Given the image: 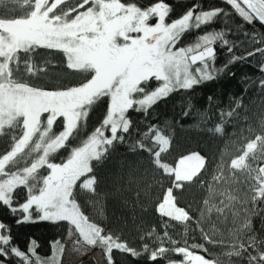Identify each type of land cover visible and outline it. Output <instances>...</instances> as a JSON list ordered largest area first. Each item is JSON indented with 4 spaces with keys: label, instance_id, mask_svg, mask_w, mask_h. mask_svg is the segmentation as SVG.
Here are the masks:
<instances>
[{
    "label": "snow or ice",
    "instance_id": "obj_1",
    "mask_svg": "<svg viewBox=\"0 0 264 264\" xmlns=\"http://www.w3.org/2000/svg\"><path fill=\"white\" fill-rule=\"evenodd\" d=\"M3 2L0 0V4ZM223 3L230 6L231 12L223 7L203 9L201 4L193 3L169 23L166 20L172 8L165 0H150L144 7L122 0H77L71 6L66 0H9V7L15 9L19 5L23 15H0V137L10 136L9 149L0 154V207L16 217L17 225L67 222L69 234L74 229L87 245L99 244L104 249L108 264H114L113 250L136 259L146 255L150 264L158 260H165L166 264H195L189 247H177L178 242L167 231L163 236L156 235L154 229L141 235L142 241L147 239L151 243H143L139 250L118 236L104 234V229L90 222L81 211L74 190L80 182V189L95 192L96 177L89 175L94 172L92 162H102L114 142L124 141L122 133H129L131 127L127 115L130 110L147 112L173 91L190 90L215 79L232 63L257 54L264 56V47H256L244 56L231 55L224 66L215 68L214 45L219 43L233 52L235 45L227 39L230 30L209 31L195 43L177 47L185 33L213 24L217 18L227 22L232 13L249 25H264V0ZM153 19L154 24L150 23ZM251 40L264 45V34L253 33ZM39 49L62 53L66 69L90 78L77 86L57 90L19 81L16 76L21 72V54L23 73L27 76L46 72L47 62L38 68L32 61ZM259 70L264 73V63ZM152 81L157 86L150 90ZM259 86L264 89V79H260ZM104 98H108L105 117L80 145L72 146L71 141L85 127L90 112ZM221 115L223 123V118L231 117L233 111ZM57 127L59 131L54 130ZM221 131V127L215 129L217 133ZM149 138L151 147L143 142L137 146L149 153L159 146L154 152L155 163L174 177L173 187L167 189L157 208L158 214L164 216L160 208L174 188L183 186L181 168L187 170L200 157L189 155L181 158L175 168L169 167L160 162L161 154L168 150L169 138L154 125L143 133L144 140ZM61 150L68 151L67 158L53 162L51 158ZM41 169H46L47 174H42ZM259 170L264 172V168ZM20 189L26 193L23 203L16 202ZM262 197L264 190L257 199ZM49 243L59 245L60 241ZM37 247V241L30 238L27 250H22L11 227L0 221V264H14V260L15 264H49L36 253ZM196 247L208 251L203 245H191ZM249 250L253 254L247 256L245 264H264V250L257 252L254 244L241 245L235 255ZM170 254L183 259L174 261ZM199 259L203 264H218L216 260Z\"/></svg>",
    "mask_w": 264,
    "mask_h": 264
},
{
    "label": "trees",
    "instance_id": "obj_2",
    "mask_svg": "<svg viewBox=\"0 0 264 264\" xmlns=\"http://www.w3.org/2000/svg\"><path fill=\"white\" fill-rule=\"evenodd\" d=\"M66 2L71 6L77 0ZM122 2L144 7L150 0ZM165 2L172 8L166 20L169 23L184 14L193 3L201 4L203 9L223 7L231 12L223 0ZM9 13L16 17L23 15L19 5L13 9L9 7V0H4L0 4V15ZM150 23L154 24L155 19ZM218 30H230L227 31V39L235 46L229 53L227 47L222 48L219 43L214 45V67L217 69L224 66L233 54L244 56L256 47H264L251 40L253 33L264 34V27L258 22L249 25L234 13L227 22L217 18L213 24L185 33L177 47L189 46L201 34ZM21 56V72L16 78L33 87L57 90L77 86L90 78L87 74L66 69L62 53L45 49H39L32 61L38 68L47 62L46 72L29 77L23 73V54ZM261 63H264V56L260 54L248 57L230 64L213 80L195 85L190 90L173 91L147 112L130 110L127 115L131 127L129 133H122L124 141L114 142L102 162H92L94 172L89 175L96 177L95 192L80 189V182L74 190L81 211H90L92 215L94 208H98L103 218L104 234L118 236L138 250L143 243H151L147 239L142 241L140 237L153 229L159 236L167 231L178 242L177 247L188 246L193 255L216 260L218 264H245L247 256L253 253L249 250L235 255L240 252L241 245L254 244L257 252L264 250V245H260V241H264V197L257 199L258 193L264 190V172L259 170L264 168V89L259 86L264 73L259 70ZM156 86L157 82L152 81L149 89ZM107 107L108 98L94 106L85 127L71 141L72 146L80 145L99 126ZM228 111H233V115L225 116L222 123L221 114ZM152 125L170 141L167 152L161 154V163L175 168L181 158L192 154H199L204 159V166L194 179L180 181L183 186L174 188L171 193L176 205L186 212V221L160 216L157 212L167 189L173 187L174 177L165 174L155 163L154 152L159 150V146L153 149V153L137 146L138 142L152 146L151 138L143 139V133ZM217 127L222 131L215 132ZM54 130L59 131L60 128ZM9 146L10 136L0 137V154ZM68 154L67 150H61L51 159L60 163ZM40 171L47 174L46 169ZM25 199V191L18 190L16 202L23 203ZM15 220L16 217L6 208L0 207V221L11 227L22 250H27L30 238L35 239L39 245L36 253L42 260L50 261L55 257L59 261L56 253L67 239L70 227L67 222L17 225ZM56 240L60 241L59 245H50V241ZM193 244L203 245L208 251L200 247L191 248ZM170 258L174 261L183 259L174 254H170ZM112 259L114 264H150L146 255L136 259L118 250H113ZM152 264H166V261L158 260Z\"/></svg>",
    "mask_w": 264,
    "mask_h": 264
},
{
    "label": "rangeland",
    "instance_id": "obj_3",
    "mask_svg": "<svg viewBox=\"0 0 264 264\" xmlns=\"http://www.w3.org/2000/svg\"><path fill=\"white\" fill-rule=\"evenodd\" d=\"M198 156L200 159L194 160L192 162V167L188 168L187 170L181 168V182L193 180L194 177L202 170L204 166V159L201 155L198 154ZM84 191L88 192L87 190ZM160 211L165 213L166 216L170 218L175 219V217H179V221L187 220L186 212L176 205L172 194L167 198L166 202L160 208ZM84 213L89 217L90 222L96 223L98 226L104 229L103 218L101 211H99L98 208H94L92 215H90V211L85 212L84 210ZM77 241L79 242L77 243ZM56 254L59 259L58 264H108V259L105 255L104 249L99 244L96 246L87 245L86 242H84L83 239L79 237V234L74 229L71 234L68 232L65 243L61 245L59 251ZM199 257L203 256L192 254V259L195 261V264H203ZM53 260L56 261L55 257L48 262Z\"/></svg>",
    "mask_w": 264,
    "mask_h": 264
},
{
    "label": "water",
    "instance_id": "obj_4",
    "mask_svg": "<svg viewBox=\"0 0 264 264\" xmlns=\"http://www.w3.org/2000/svg\"><path fill=\"white\" fill-rule=\"evenodd\" d=\"M258 24H259V22H258ZM262 27H264V25H261Z\"/></svg>",
    "mask_w": 264,
    "mask_h": 264
}]
</instances>
